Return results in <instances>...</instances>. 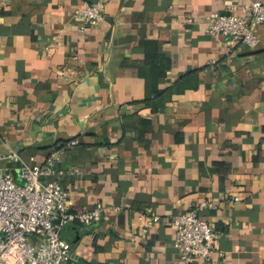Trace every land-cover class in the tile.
Instances as JSON below:
<instances>
[{
	"label": "crops",
	"instance_id": "0c3cea01",
	"mask_svg": "<svg viewBox=\"0 0 264 264\" xmlns=\"http://www.w3.org/2000/svg\"><path fill=\"white\" fill-rule=\"evenodd\" d=\"M249 1L0 0V172L57 153L43 183L105 206L63 231L80 264H184L173 218L210 200L219 245L193 264H264V26L250 49L204 23Z\"/></svg>",
	"mask_w": 264,
	"mask_h": 264
},
{
	"label": "built area",
	"instance_id": "2783aa9c",
	"mask_svg": "<svg viewBox=\"0 0 264 264\" xmlns=\"http://www.w3.org/2000/svg\"><path fill=\"white\" fill-rule=\"evenodd\" d=\"M75 16L87 27L105 21L101 3L86 4ZM187 22L193 23V17ZM204 23L208 33L223 36L229 47L256 48L259 38L255 29L264 26V1L233 5L231 13H214L205 17ZM70 145L76 146L77 141ZM58 160L54 153L44 164H23L19 170L22 184L0 172V264H80L63 231L73 223L98 224L105 206L98 203L93 209L71 212L68 190L59 182L42 181L54 174ZM199 207L217 209L220 201L210 200ZM199 209L183 212L172 221L174 248L184 264L208 261L219 245V233L200 216Z\"/></svg>",
	"mask_w": 264,
	"mask_h": 264
},
{
	"label": "trees",
	"instance_id": "16d2710c",
	"mask_svg": "<svg viewBox=\"0 0 264 264\" xmlns=\"http://www.w3.org/2000/svg\"><path fill=\"white\" fill-rule=\"evenodd\" d=\"M72 141H75V140H72ZM72 141H71V142H72Z\"/></svg>",
	"mask_w": 264,
	"mask_h": 264
}]
</instances>
